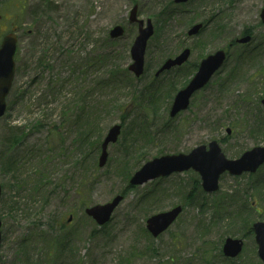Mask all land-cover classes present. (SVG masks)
<instances>
[{
  "label": "rangeland",
  "instance_id": "obj_1",
  "mask_svg": "<svg viewBox=\"0 0 264 264\" xmlns=\"http://www.w3.org/2000/svg\"><path fill=\"white\" fill-rule=\"evenodd\" d=\"M134 5L154 26L140 78L127 70ZM263 6L264 0L0 1V41L9 29L17 33L15 74L0 118V264H260L251 225L264 221V164L253 174L222 173L212 194L202 192L193 170L140 186L128 179L154 156L211 139L233 159L264 145ZM197 23L200 31L189 36ZM117 24L124 34L111 39ZM244 32L250 41L236 43ZM185 47V66L153 81L155 68ZM219 48L227 51L222 67L186 110L169 117L176 90ZM152 82V95L141 94ZM116 123L121 134L98 167L100 142ZM117 194L123 198L107 223L86 215V206ZM177 204V220L152 237L146 218ZM227 236L243 240L232 259L220 250Z\"/></svg>",
  "mask_w": 264,
  "mask_h": 264
},
{
  "label": "water",
  "instance_id": "obj_2",
  "mask_svg": "<svg viewBox=\"0 0 264 264\" xmlns=\"http://www.w3.org/2000/svg\"><path fill=\"white\" fill-rule=\"evenodd\" d=\"M186 0H175V2H185ZM260 17L264 22V8H262ZM129 21L138 22V34L135 37L130 48L132 63L128 69L136 76L143 72V58L144 50L147 39L153 32L152 25L147 20L146 27H143V21L136 18V6H134L129 15ZM201 24L193 25L188 34L192 35L198 32ZM123 33V28L119 25L115 26L110 31L111 37L120 36ZM249 36L238 39L239 42H246ZM16 39L12 34L4 37L0 45V116L5 110V96L10 88L13 74L14 62L13 55L15 51ZM189 56V50L184 49L175 58L167 59L157 74L164 69H168L173 65L181 64ZM225 52L222 49L216 50L214 53L207 55L200 61L197 71L189 82L175 94L171 108L169 111L170 116L176 115L179 111L185 110L188 106L189 99L192 93L202 88L212 74L222 65L225 59ZM264 106V99H262ZM120 133V125H112L101 143V153L98 158V165L103 166L107 158V147L110 143L117 140ZM262 163H264V146H255L241 154L237 159L229 160L224 157L216 141H211L206 146L201 145L194 148L189 154H172L162 155L153 158L142 165L130 178V184H142L147 180L153 179L158 176L170 174L172 171H182L193 167L197 170L202 178V186L206 191H214L217 189V182L219 175L227 170L230 174L239 175L242 172H254ZM122 199L121 195L115 196L110 202L105 204H96L85 208L86 214L92 216L97 223L103 224L110 218V215L115 206ZM181 211L180 206H176L171 210L160 212L150 216L146 220V227L153 236L158 235L164 231L177 217ZM71 217H69L70 220ZM253 231L255 241L257 243V253L262 264H264V222L258 221L253 224ZM242 248L241 239L227 238L223 244V253L226 256H236Z\"/></svg>",
  "mask_w": 264,
  "mask_h": 264
},
{
  "label": "trees",
  "instance_id": "obj_3",
  "mask_svg": "<svg viewBox=\"0 0 264 264\" xmlns=\"http://www.w3.org/2000/svg\"><path fill=\"white\" fill-rule=\"evenodd\" d=\"M147 89H148V88H146L144 91H141V90H140L141 94H143V93L146 92L149 96L152 95V94L150 93V91L147 90ZM155 97H156V96H155ZM139 131L141 132L139 135H141V136L144 137V139H145V136H146L147 134L143 132L144 130H139ZM86 138H87V137H86ZM124 142H127V140L125 139ZM129 142H130V141H129ZM90 162H92V160H88V161H87V163H88L89 166H91V165H90ZM84 167H86L85 164H84ZM87 171H88V170H87ZM60 229H65V226L61 224V225H60ZM61 236H62V238L65 237V235H63V234L56 235V237H58V238H60ZM55 239H56V238H55ZM55 239H54V240H55ZM58 240H59V239H58ZM60 240H61V239H60ZM203 255H205V254H203ZM204 260L206 261V259H203V263H204Z\"/></svg>",
  "mask_w": 264,
  "mask_h": 264
},
{
  "label": "flooded vegetation",
  "instance_id": "obj_4",
  "mask_svg": "<svg viewBox=\"0 0 264 264\" xmlns=\"http://www.w3.org/2000/svg\"><path fill=\"white\" fill-rule=\"evenodd\" d=\"M190 53H191V51H190ZM185 66V63H183V64H181V65H178V66H172L171 68H170V70H180V69H182L183 67ZM196 67H197V65H196ZM158 69V68H157ZM156 68H155V70H157Z\"/></svg>",
  "mask_w": 264,
  "mask_h": 264
}]
</instances>
